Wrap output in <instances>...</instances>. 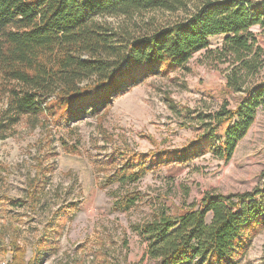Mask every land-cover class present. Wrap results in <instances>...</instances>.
<instances>
[{
    "label": "rangeland",
    "instance_id": "obj_1",
    "mask_svg": "<svg viewBox=\"0 0 264 264\" xmlns=\"http://www.w3.org/2000/svg\"><path fill=\"white\" fill-rule=\"evenodd\" d=\"M192 8L190 4L176 12L148 11L130 19L102 16L96 20L117 33L129 30L133 36H142L184 18ZM249 31L261 49V69L247 79L256 84L264 79V28L255 25ZM224 37H209L207 49L195 53L184 69L149 76L115 94L106 111L98 105L82 112L78 120L58 125L49 119L36 122L23 117L0 134V224L11 225L5 234L16 236L25 247L27 264H33L34 252L38 253L35 264H160L147 257V241L139 232L155 212L164 210L177 219L206 193L241 194L260 184L264 103L228 161L217 155L227 126L223 122L206 153L185 163L146 161L147 169L136 182L109 183L111 166L124 164L118 149L128 146L146 154L180 148L208 128L210 116L223 107L237 106L241 93L232 92L226 78L237 64L218 60L214 53ZM111 156L117 157L113 164ZM33 177H38L41 193L37 208L12 206L4 200L25 197ZM126 192H135L137 200L121 210L115 204ZM210 220L209 213L205 222ZM10 260L6 236L0 241V264ZM233 264H264V228Z\"/></svg>",
    "mask_w": 264,
    "mask_h": 264
},
{
    "label": "trees",
    "instance_id": "obj_2",
    "mask_svg": "<svg viewBox=\"0 0 264 264\" xmlns=\"http://www.w3.org/2000/svg\"><path fill=\"white\" fill-rule=\"evenodd\" d=\"M190 4L192 11L184 18L142 36H133L129 30L117 33L96 20L102 16L130 19L148 11L176 12ZM255 25L264 28V0H0V134L23 117L49 119L58 125L78 120L82 112L98 105L106 111L115 94L149 76L184 69L195 53L207 49L209 37L224 35L214 53L218 60L237 64L226 76L227 87L241 93L237 106L223 107L210 116L208 128L180 148L146 154L128 146L118 149L124 164L111 166L109 183L136 182L147 169L146 161L185 163L206 153L223 122L227 126L217 155L228 161L264 103V79L247 82L262 66L261 49L249 31ZM112 156L110 164L117 158ZM38 182V177L28 180L22 199L4 200L12 206L37 208ZM136 200L135 192H126L115 205L127 210ZM209 213L211 220L206 223ZM10 228L0 224V241L9 237L7 264H27L25 247L16 236L5 234ZM262 228L264 173L251 191L206 193L177 219L159 210L139 232L147 241V257L160 264H233ZM37 259L34 252L30 261L35 264Z\"/></svg>",
    "mask_w": 264,
    "mask_h": 264
}]
</instances>
